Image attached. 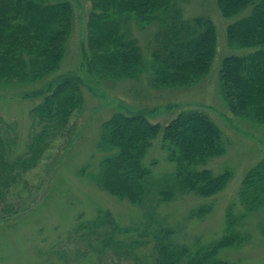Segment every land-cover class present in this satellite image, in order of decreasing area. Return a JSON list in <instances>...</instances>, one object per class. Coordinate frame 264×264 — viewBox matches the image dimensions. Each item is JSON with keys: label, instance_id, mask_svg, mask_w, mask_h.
Here are the masks:
<instances>
[{"label": "trees", "instance_id": "1", "mask_svg": "<svg viewBox=\"0 0 264 264\" xmlns=\"http://www.w3.org/2000/svg\"><path fill=\"white\" fill-rule=\"evenodd\" d=\"M89 1L87 65L98 80L146 79L153 89L173 90L191 89L209 74L217 51L216 25L207 16L186 17V0ZM216 3L224 18L250 9L248 15L227 27V44L252 50L222 60L219 93L233 116L264 126V0ZM74 26L69 0H0V88L34 86L58 73ZM133 26L141 32L156 29L147 48L134 36ZM41 92L34 93L42 100L31 110L32 125L41 131L32 137L25 155L12 159L15 141L0 136V203L83 105L77 78L66 77ZM158 137L168 160L176 165L174 188L160 191V201L166 203L177 194L189 193L209 198L227 187L230 170L216 175L207 168L212 159L227 154L223 131L208 113L191 109L164 125L150 123L141 114L114 113L101 125L97 150L103 157L91 180L108 194L143 206L150 199L145 183L151 174L144 159ZM239 197L247 214L264 211V159L244 176ZM205 211L209 209L192 214L202 218ZM150 214L141 237H153L154 264H231L219 259V252L244 242L232 209L225 235L210 247L195 251L178 242L176 231L162 221L154 227L156 214ZM103 220L99 217L97 221ZM113 231L129 232L115 223ZM261 231L264 234V223ZM114 237H103L99 251L120 249Z\"/></svg>", "mask_w": 264, "mask_h": 264}, {"label": "rangeland", "instance_id": "2", "mask_svg": "<svg viewBox=\"0 0 264 264\" xmlns=\"http://www.w3.org/2000/svg\"><path fill=\"white\" fill-rule=\"evenodd\" d=\"M69 1L75 26L61 70L34 86L0 88V136L15 141L12 159L24 156L32 137L41 131L32 125L31 110L42 100L34 93L73 77L78 79L83 97V105L68 126L44 147L35 166L19 177L0 203V264H154L153 237H141L150 212L156 214L154 227L162 221L176 231L178 242L195 251L210 247L225 235L231 209L244 242L221 250L218 258L231 264H264V211L247 214L239 197L244 176L264 159V126L233 116L218 87L222 60L252 52L227 44V27L248 15L250 9L224 18L216 0H186V17L207 16L216 25V56L209 74L197 86L157 90L146 79L107 82L90 72L86 56L90 1ZM132 30L144 48L156 31L141 32L134 26ZM190 109L208 113L227 142V154L207 165L216 175L226 170L232 174L220 193L209 198L177 194L169 202L160 201V191L174 188L176 173V165L161 147V137L152 142L144 159L151 174L145 183L150 199L143 206L118 199L91 180L103 157L97 150L101 125L114 113L141 114L150 123L164 125ZM203 208L209 211L202 218L193 216ZM99 217L104 220L98 222ZM114 223L128 234L115 233ZM114 235L120 249L100 252L103 237Z\"/></svg>", "mask_w": 264, "mask_h": 264}]
</instances>
